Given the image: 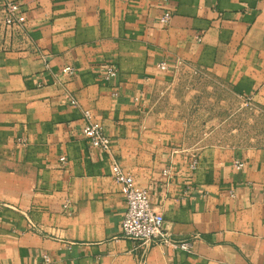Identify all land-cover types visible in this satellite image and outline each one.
<instances>
[{
  "label": "crops",
  "instance_id": "1",
  "mask_svg": "<svg viewBox=\"0 0 264 264\" xmlns=\"http://www.w3.org/2000/svg\"><path fill=\"white\" fill-rule=\"evenodd\" d=\"M6 1L19 3L20 26L4 23ZM169 2L163 26L157 0H0V264H139L142 245L120 234L121 186L82 134V108L165 229L199 234L192 252L151 245L146 264H264V146L217 140L192 152L155 107L174 69L193 66L264 113V0ZM104 63L117 68L109 81Z\"/></svg>",
  "mask_w": 264,
  "mask_h": 264
},
{
  "label": "rangeland",
  "instance_id": "2",
  "mask_svg": "<svg viewBox=\"0 0 264 264\" xmlns=\"http://www.w3.org/2000/svg\"><path fill=\"white\" fill-rule=\"evenodd\" d=\"M172 73L155 107L164 111L161 118L174 139L185 141L192 152L217 140L264 146V113L254 110L248 97L197 67L181 66Z\"/></svg>",
  "mask_w": 264,
  "mask_h": 264
},
{
  "label": "built area",
  "instance_id": "3",
  "mask_svg": "<svg viewBox=\"0 0 264 264\" xmlns=\"http://www.w3.org/2000/svg\"><path fill=\"white\" fill-rule=\"evenodd\" d=\"M159 12L155 16V21L160 25H167L173 15V9L169 0H157ZM19 3L15 1H6L4 5L5 16L4 23L8 26H20L24 23V16L20 12ZM201 40V36L197 37ZM160 68L167 69V63L162 61L157 64ZM102 77L109 81L117 75V68L112 63L102 64ZM73 70L71 65L62 68V72L71 73ZM116 93V92H115ZM114 93V94H115ZM67 101L77 104V100L71 93L64 91ZM82 134L88 140L91 147L98 149L107 156L110 166L111 177L120 184L121 192L125 201V211L122 215L120 229L122 237L138 241L142 245L141 259L139 264H146L145 254L147 249L156 243L164 244L173 250H182L192 252V242L199 238V234L195 233L191 239L177 238L173 236L164 227V218L161 212L153 209L149 192L146 188L138 186L130 172L125 170L119 161V157L112 150L110 137L104 132L101 124L92 120V114L89 109L82 108ZM23 142V139H18ZM63 161L64 157L61 156ZM192 170L197 166V158L193 157L188 164ZM243 166L241 160H235L233 167L239 169ZM169 169H164L166 175ZM264 193V188L262 189ZM232 197L234 192L229 193ZM45 261L50 260L48 254H44Z\"/></svg>",
  "mask_w": 264,
  "mask_h": 264
}]
</instances>
